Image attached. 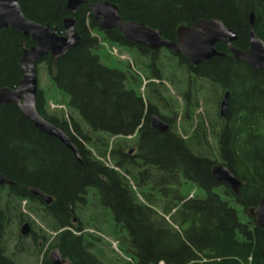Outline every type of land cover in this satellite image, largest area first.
Instances as JSON below:
<instances>
[{
    "label": "trees",
    "instance_id": "16d2710c",
    "mask_svg": "<svg viewBox=\"0 0 264 264\" xmlns=\"http://www.w3.org/2000/svg\"><path fill=\"white\" fill-rule=\"evenodd\" d=\"M107 1L119 7L124 20L146 23L170 40H176L181 25L220 19L237 31L234 45L241 50L250 46L254 12V29L264 40V0ZM20 4L26 18L64 31L66 0ZM89 12L85 5L74 14L81 43L57 62L51 55L42 60L70 117L64 110L52 112L43 90L37 102L40 114L71 137L83 163L58 139L35 128L16 105L0 108V172L14 182L0 188V264H24L19 255L25 253L41 254L40 264H52L48 254L54 248L67 264H263L264 230L249 209L264 196V67L237 60L223 43L217 48L225 56L196 66L170 50L135 44L117 29L102 31ZM23 39L13 29L0 31L2 86L14 87L22 78ZM102 42L133 52L142 71L133 61L125 68L105 63L99 54L105 51ZM146 79L144 96L138 91ZM166 79L183 98L184 118L195 120L185 135L173 123L178 110L175 98L165 94ZM226 91L230 111L223 119L218 107ZM153 115L169 124L168 133L152 127ZM129 136L136 137L134 153L118 140L110 144V137ZM217 163L243 182L239 194L215 180ZM187 182L204 193L183 195ZM31 187L52 196L53 203L34 196ZM90 196L112 213L111 232L128 262L109 259L101 237L85 233L81 219L73 223L74 213L86 209ZM233 204L243 209L245 221ZM25 222L37 238L30 243L32 251L21 243Z\"/></svg>",
    "mask_w": 264,
    "mask_h": 264
},
{
    "label": "water",
    "instance_id": "95a60500",
    "mask_svg": "<svg viewBox=\"0 0 264 264\" xmlns=\"http://www.w3.org/2000/svg\"><path fill=\"white\" fill-rule=\"evenodd\" d=\"M87 0H67L66 10L72 14L85 4ZM94 21L105 31L119 30L127 40L146 46L152 51L167 48L177 54H183L192 64L199 66L211 61L215 57H223L225 53L217 48L218 43L225 44L237 60L244 61L254 69L264 67V40L254 29L255 13H250V46L247 50H241L234 44L239 38L237 31L226 26L220 19H202L193 25H181L177 29V40L171 41L162 36L159 29L153 28L146 23L134 20H124L119 7L107 0H101L90 5ZM76 18L69 15L63 21L64 34H60L58 27L49 24H40L26 18L19 0H0V30L12 28L24 37H30L35 44L31 48L23 41V55L20 61V69L23 77L15 87L0 86V108L9 104L16 105L28 121L42 133L54 137L70 149L77 160L83 163L80 151L71 137L61 128L54 125L43 117L37 109L39 92V79L37 65L40 59L51 54L54 61L64 56L69 50L78 46L82 38L76 30ZM230 92L226 91L219 103V115L226 119L230 111ZM152 127L166 134L170 126L158 115L152 117ZM133 150L130 149V153ZM215 180L239 194L243 182L222 163H217L212 168ZM10 179L0 172V187L13 185ZM30 192L39 196L46 204L52 202V196L39 188L31 187ZM251 217L257 225L264 230V196L257 206L249 209ZM31 230L28 222L21 227L22 235H27ZM52 264H65L66 258L60 250L55 248L49 255ZM264 264V249L262 251Z\"/></svg>",
    "mask_w": 264,
    "mask_h": 264
},
{
    "label": "rangeland",
    "instance_id": "374dc122",
    "mask_svg": "<svg viewBox=\"0 0 264 264\" xmlns=\"http://www.w3.org/2000/svg\"><path fill=\"white\" fill-rule=\"evenodd\" d=\"M95 32L96 31H93V33H95ZM99 54L101 55L103 61L110 66H117V67L125 68L127 61L128 62L133 61L132 64L134 66H136L137 69L142 71L140 68H138L136 61L134 62L133 57L135 54H133V52L126 51L119 46H111L110 45L109 47H107V49H105V51L104 50L100 51ZM107 54L109 56H111L112 58L109 57L110 59H108ZM119 60L122 63L119 62ZM38 76H39L40 87L45 90L46 96L49 99L50 103L54 104L52 106V109H51V107H49V109L52 112L64 110V113L68 116L69 110H67V107H66L64 102H60L63 99V97L60 94V92H58V89L55 86V84L53 83V81L50 79L48 72H47V69H46L44 64L39 65ZM147 82H148V80L146 79L144 81L143 85L141 86L140 91H138V92L142 93L144 96H145V88H146ZM164 85H165V89H166L165 94L169 97L175 98V100H176L174 103V106H173L175 108L177 107V110H178L177 115L173 119V123L175 124V128L178 132L185 135L184 131L187 129L191 130L193 128L192 124H194L193 121H195V120H192L188 116L186 117V119L184 118L185 109H184V105H183V98L177 92V90L172 86V84L169 83L168 79H166V82L164 83ZM50 103L48 102V106ZM202 103L204 104V99H203ZM175 104H177V105H175ZM56 105H61L60 107L64 108V109H58V107H55ZM159 106L161 109L163 107H165L164 104H162V103H160ZM201 109L206 111L205 106H203ZM192 114H194V112H191V115ZM68 117H70V115ZM88 133H89V135H92L91 132L88 131ZM135 139H136L135 136H129L127 138H125V137H110L109 138L110 144L113 145V142L118 140L121 142V144H123V146L126 149L127 148H128V150L134 149L133 153L135 152V147L133 146L134 145L133 142L135 141ZM100 159L104 160L108 165H112V161L110 159H108V158L107 159L100 158ZM133 187H135V186H133ZM182 189H183L182 194L186 195L188 197L197 196V195H201L204 193L202 190H200L194 184L188 183V182L186 183V185L184 187H182ZM97 203L98 202H97L96 198H93L92 196H90V203L88 204V206H86V209H79L78 210L77 215H78L79 219H81V221L83 222V224L85 226V233H92L94 235L101 237V241H100V244L102 246L101 248L105 251V253L109 257V259L110 258H115V259H119V260L122 259L123 261L125 260V262H128V260H130V257H128L120 249L118 239L116 238V236L113 235V231L111 232V227L113 224L112 213L109 210H108L109 212L106 211L105 209L103 210L99 206V204H97ZM24 204H25V202H24ZM233 205L237 207V209L239 211L240 219L242 221H245L246 215L244 214L243 209L240 206H237V204H233ZM24 210H26V208H24ZM91 217H94L95 222L92 223V220H90L88 223V220L91 219ZM35 221H36L37 225H40L43 228H45V225L42 224L38 218H35ZM87 223H88V225H87ZM76 225H78V222L76 223ZM49 233H51V232H49ZM30 242L31 241H26L24 246H26L27 248L30 249V251H32V248L30 247ZM43 249H45V247L41 248L42 251H43ZM49 253H51V251ZM32 254H33V256L31 254H28V253L20 254L19 256H20V258L23 259L22 262L24 264H40L41 259L43 258V255H41V254L40 255L39 254L34 255V253H32Z\"/></svg>",
    "mask_w": 264,
    "mask_h": 264
},
{
    "label": "flooded vegetation",
    "instance_id": "af4514ba",
    "mask_svg": "<svg viewBox=\"0 0 264 264\" xmlns=\"http://www.w3.org/2000/svg\"><path fill=\"white\" fill-rule=\"evenodd\" d=\"M99 1H101V0H99ZM99 1H93V0H87V2L85 3V4H83V5H81L80 7H82V6H87L88 7V9H89V14H88V17L91 15L92 16V19H93V21H94V18H93V14H92V12H91V9H90V5L91 4H94V3H97V2H99ZM19 2H20V0H19ZM66 3H67V0H66ZM21 5V4H20ZM66 7V6H65ZM79 7V8H80ZM79 8L77 9V11L75 12V13H72V14H70V13H68V15L67 16H69V15H71V16H73V17H75L76 18V16H74V14H76L77 12H78V10H79ZM67 11V10H66ZM66 16V17H67ZM65 17V18H66ZM76 21H77V18H76ZM95 22V21H94ZM96 23V22H95ZM43 25H45V24H43ZM50 25V24H49ZM88 25V24H87ZM98 25V24H97ZM52 27H55V26H52ZM57 27V26H56ZM76 27H77V25H76ZM99 27V26H98ZM100 28V27H99ZM8 29V28H7ZM10 29H12V28H10ZM59 29V28H58ZM63 29H64V26H63ZM90 29V31H91V33L93 34V35H95V36H98V37H100L99 35H98V32L96 31L95 33H93V31H95V30H93V29H91V28H89ZM101 29V28H100ZM3 30H5V29H3ZM14 30V29H13ZM77 30V29H76ZM102 30V29H101ZM1 31V30H0ZM16 31V30H15ZM60 31V30H59ZM102 31H105V30H102ZM18 32V31H17ZM19 33V32H18ZM21 34V33H20ZM60 34H64V31H62V32H60ZM22 35V34H21ZM23 36V35H22ZM24 37V36H23ZM25 38H27V39H29L30 40V42H31V44H28V41H27V39H23L21 42L23 43V41H25V43H26V46L28 47V48H31L32 46H34L35 44L32 42V40H31V38L30 37H25ZM100 39H102L101 37H100ZM103 40V39H102ZM170 40V39H169ZM176 40H177V38H176ZM176 40H171V41H176ZM21 43V44H22ZM136 44V43H135ZM104 45L105 46H107L108 47V45H107V42H104ZM139 45V44H138ZM141 46H143V45H141ZM144 47H146V46H144ZM105 49H107L106 47H105ZM149 49V48H148ZM166 50H169V49H167V48H161V49H159V50H157V51H160V52H164V51H166ZM152 51V50H151ZM170 51H172V50H170ZM108 52V51H107ZM176 56H178V57H181V56H184L183 54H177L175 51H172ZM22 55H23V44H22V53H21V57H20V61H21V58H22ZM47 55H51L50 53L49 54H47ZM46 56V55H45ZM45 56H43L41 59H40V61H39V63H38V65H37V74H38V69H39V65L40 64H44L45 65V62L43 63L42 62V60H43V58L45 57ZM52 56V55H51ZM53 57V56H52ZM185 57V56H184ZM186 58V57H185ZM41 62V63H40ZM128 62V61H127ZM131 62V61H130ZM45 67H46V65H45ZM22 77H23V75H22ZM38 79H39V76H38ZM19 83V82H18ZM17 83V84H18ZM0 86H2V85H0ZM16 86V85H15ZM14 86V87H15ZM10 87V86H9ZM39 90H43L44 91V93H45V90L43 89V88H41L40 87V83H39ZM38 94H39V92H38ZM45 95H46V93H45ZM37 102H38V100H37ZM47 102H49L50 103V101H49V99L47 98ZM52 103H50L49 104V107H51V109H52ZM38 109V108H37ZM54 110V109H53ZM40 113V112H39ZM133 151H134V149H132ZM133 153V152H132ZM4 186H9V185H4ZM2 187V186H1ZM0 187V188H1ZM39 197V196H38ZM44 201V200H43ZM51 203H53V199H52V202ZM50 203V204H51ZM77 222H79V217H78V215L76 214V213H74V215H73V223L74 224H76ZM26 223V222H25ZM29 223V222H28ZM30 224V223H29ZM22 226H23V224H22ZM21 226V227H22ZM30 226H31V230H30V232L27 234V235H22V232H21V229H20V231H19V234L21 235V236H23L24 237V240H22L23 242H21V243H26V241H31L30 243H35L36 242V239L37 238H35V236H34V234H35V230L33 229V226L30 224ZM40 237L43 235L42 233H40L39 232V234H38ZM38 241V240H37ZM43 241H44V239H40L39 240V243H40V245L42 246L43 245ZM21 243H18V247H22L21 246ZM52 251V250H51ZM49 255H50V253H49ZM48 255V256H49ZM50 259V258H49ZM67 259H66V263L65 264H67Z\"/></svg>",
    "mask_w": 264,
    "mask_h": 264
}]
</instances>
